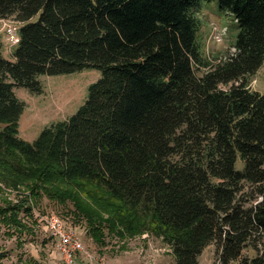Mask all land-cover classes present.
<instances>
[{"label": "trees", "instance_id": "1", "mask_svg": "<svg viewBox=\"0 0 264 264\" xmlns=\"http://www.w3.org/2000/svg\"><path fill=\"white\" fill-rule=\"evenodd\" d=\"M212 1L0 0V20L20 24L14 61L0 38V181L29 192L0 208L4 226L21 235L20 213L46 198L71 204L98 243L148 230L175 264L211 245L218 264H264V94L250 88L264 0H216L237 34L215 62L196 15ZM85 69L101 77L79 110L22 140L14 88L42 94L40 77Z\"/></svg>", "mask_w": 264, "mask_h": 264}, {"label": "rangeland", "instance_id": "2", "mask_svg": "<svg viewBox=\"0 0 264 264\" xmlns=\"http://www.w3.org/2000/svg\"><path fill=\"white\" fill-rule=\"evenodd\" d=\"M196 15L202 23L198 39L208 59L215 62L216 57L221 58L227 52L234 53L232 43L237 34V25L233 16L220 10L216 0L203 3ZM8 26L16 28L19 35L20 24L12 18L0 20L2 55L6 60L14 61L11 53L16 46H11L7 40ZM213 27L227 29L222 42L214 41ZM100 77V71L85 69L70 75L40 77L42 94L32 93L22 87L14 88L15 96L24 104V112L19 121V137L32 143L38 139L44 129L74 115L85 103L90 85L97 82ZM250 88L252 91L264 94V63L250 78ZM241 167V162H238L237 168ZM24 196L29 197V192L24 186L13 188L0 181V208L7 202L16 203ZM33 203L31 199L32 206ZM73 210L71 204L63 206L43 198L33 206V217L20 213L19 219L26 226V231L21 235L15 229L7 228L0 222V264H17L20 260H31L36 264H64L51 240L48 239L44 221H41L47 216H57L66 227L75 229L86 249L95 256L101 257L103 264H175L171 247L152 232L145 230L141 234L122 236L117 232L105 230L102 243H98L88 234L85 220L78 221L72 214ZM104 217H107V214H104ZM245 255L251 257L254 252L247 249ZM198 261L199 264H218L216 245L205 248Z\"/></svg>", "mask_w": 264, "mask_h": 264}, {"label": "built area", "instance_id": "3", "mask_svg": "<svg viewBox=\"0 0 264 264\" xmlns=\"http://www.w3.org/2000/svg\"><path fill=\"white\" fill-rule=\"evenodd\" d=\"M226 33L227 29L214 28V41L217 43L222 42ZM6 35L11 46H17L19 43L17 29L13 26H8ZM41 221H44L48 239L51 240V243L64 264H77L78 262H83L84 264H101L103 259L89 252L78 235V232L73 228L66 227L59 217L47 216L46 218H42Z\"/></svg>", "mask_w": 264, "mask_h": 264}, {"label": "crops", "instance_id": "4", "mask_svg": "<svg viewBox=\"0 0 264 264\" xmlns=\"http://www.w3.org/2000/svg\"><path fill=\"white\" fill-rule=\"evenodd\" d=\"M12 54V53H11Z\"/></svg>", "mask_w": 264, "mask_h": 264}]
</instances>
